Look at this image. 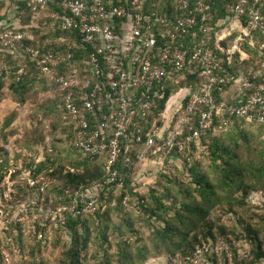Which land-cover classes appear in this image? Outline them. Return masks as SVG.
<instances>
[{"label":"built area","instance_id":"2783aa9c","mask_svg":"<svg viewBox=\"0 0 264 264\" xmlns=\"http://www.w3.org/2000/svg\"><path fill=\"white\" fill-rule=\"evenodd\" d=\"M19 1L27 2L36 15L39 9H55L54 22L42 35L51 36L36 40L22 31ZM154 1L0 0V79L10 72V56L28 61H19L18 81L30 65L34 76L50 78L64 98L63 118L76 122L74 141L79 153L89 160L106 155L108 161L107 179L83 192L68 189L63 199L69 203L55 209L52 199H46V184L37 187L40 179H28L36 192L28 208H22L43 215L40 230L37 226L32 229V236L43 243L48 239L49 221L69 231L71 218L98 211L100 199L96 194L108 196L114 187H123L129 172L117 168L121 157L128 155L122 166L133 172V150L144 142L141 120L148 118L163 99L166 83L183 71L198 74L203 82L184 108L181 105L171 113L164 129L147 135L144 145L153 153L161 152L157 161H150L163 170L171 171L169 156L191 161L197 150V159L209 158V135L220 118H224L225 126L235 119L264 124V82L256 83L227 68L226 61L231 63L235 53L232 50L237 49L242 56L246 53L238 43L232 49L224 47L222 43L231 35H214L208 27L216 0H170L173 8L166 13L150 11ZM224 8L229 15L222 23L234 19L241 23L244 37L253 40L259 35V53L264 56V0H228ZM16 19L19 24H15ZM57 31L63 34L56 36ZM234 86L232 96L225 97ZM157 136L162 139L160 146H156ZM137 159L147 163L142 153ZM14 173L16 169L12 168ZM131 201V197H125L122 204L127 207ZM2 260L13 264L6 252Z\"/></svg>","mask_w":264,"mask_h":264},{"label":"trees","instance_id":"16d2710c","mask_svg":"<svg viewBox=\"0 0 264 264\" xmlns=\"http://www.w3.org/2000/svg\"><path fill=\"white\" fill-rule=\"evenodd\" d=\"M227 1L228 0H216L213 2V17L209 22L208 27L213 29L212 32L214 35L227 25V23H222V21H224L229 15L224 8ZM154 3L156 7L154 6ZM154 3L149 6L148 9L150 11L166 13L173 8V4L170 0H155ZM20 12H23L20 19L21 25H27L22 21L23 19L28 22L30 18H32L31 21L33 22L37 16L36 13L28 7L27 2L24 1L18 2V13L20 14ZM41 12L45 13L47 16L49 14L51 25L54 22L52 16L55 9L49 8L42 10ZM246 22L247 20L243 19L244 25H246ZM57 25L59 26L60 24L57 23ZM29 28H31V26ZM37 31L34 32L35 34H31L36 38V40H44L49 37V35L51 36V34L48 36H41V32L38 31L37 33ZM62 34L63 33L61 31H57L55 33L56 36ZM234 35L232 37H234ZM229 39L222 43V45L226 48H230L233 45V42L229 41ZM241 41L245 42L242 44V50L249 55V59L240 65H234L232 61L230 63L229 60L226 59V67L231 71H236L239 76L241 75L255 81L256 83H263L264 56L259 53V35L256 34L253 40L249 37H243ZM27 42L31 44V42ZM80 52L77 54L78 59L82 58ZM20 60L22 62H28L23 58L14 60L12 56L7 59L10 66V72L5 73L4 76L6 77L0 79V103L6 91L16 94V97L18 98L17 100L22 104L25 103L29 98L32 87H34L37 83H40L45 90L50 91L54 96L48 99L46 98L47 102L45 103L49 104V108L44 107L46 111L45 114H37V111L40 112L43 108L44 104H42L37 105L36 107L34 106V110H32V108H26L24 110V114L21 115L22 117L25 116V118H27V129L32 133L39 134L36 142L33 143L31 140L24 139L17 140V143L16 141H13L12 143V141L8 138H4V140L2 139L0 147V184H3V182L7 179V186H2L0 188V192L3 194L2 198L6 199L7 202H10L8 199L10 196L5 198V191L8 186H12L11 179H15L17 175L21 174L20 171L17 172L18 169L16 167H18L17 163L22 157L20 156L22 150L20 151L17 148V151L14 152L12 147H16L14 142L17 146H19V142L21 141V148L24 149V151L26 150L24 153L26 157L31 160V164L28 165L29 170L27 171L25 183L30 198L36 190L35 188L30 187L28 179H40L41 184L37 187H41L44 183L46 184L47 201L50 199L53 200V197L50 194L55 193L56 197H58L60 201V204H66L69 203V200L62 201V199L66 196L65 192L68 189L73 193L76 191L83 192V190L94 189L99 183L108 178V161L106 155H100L93 160L82 157L77 150L74 141L76 122L73 120H65L63 118L64 113L66 112V106L63 95L60 93L58 86L53 83L50 78L39 79L37 76H34L33 74H35V70L32 65H30V69L27 71V74L21 76L20 81H18L19 76L17 71L20 69ZM256 75H258V77L255 79L254 77H256ZM181 76H185L186 84L184 82L179 90L175 91L174 88L171 87V84L174 80H176V78ZM201 82H203V80L198 74L187 70L183 71L173 80L166 83L163 99L159 101L158 106L152 110L148 118L141 120L144 142L136 145L138 149H140V147H144L148 138L147 135H154L153 131H150L149 129L151 126L150 119L163 115L168 110L170 99L177 93V97L181 94L178 101L182 103L184 108L187 100L198 90V86L201 85ZM236 87L237 86L229 88L226 91L225 97L232 96V92H234ZM35 114L39 116L36 117ZM46 114H48L47 116H49V118L54 119H51L52 124L48 121ZM152 114L153 116L151 117ZM34 120H37L36 124H34ZM223 120L224 118L217 120L216 125L213 127L209 135L211 149V155L209 158H211L212 176L200 171V161L196 158L197 150L193 152L191 161L181 160L177 157V155L173 157L164 156L167 157V163H170L172 166L171 171L174 172L173 164H175V167L177 168H181L183 165L188 169L193 182L195 183L194 190L196 194H194L191 189L180 188L177 195L185 197L177 198L178 196H176V198H174V196H171L170 194L158 196L157 192L152 191V199L156 204L155 207L150 208L147 204V198L145 196L138 197V193L135 192L134 187H136V180L132 177L133 172H130L127 168L122 166L128 155L122 156L117 168L123 173L129 172V176L125 178L123 187H114L111 194L108 196L103 193L96 194V196L100 199L98 211L95 214L85 212L83 213V218H71L68 222V228L70 229L73 238L72 243L74 244L73 248H70L68 253L72 261L71 264H75V261L79 263L77 258L80 255L79 253L81 248L79 246V242L81 240L84 244V248H88L87 229H85L84 233L86 235L79 233V226L84 218H93L94 221L97 220L100 223V229L103 228V231L101 232L102 242H108L109 239L104 229V223L109 221L108 217H106L109 212L104 214L101 212L106 206V202L114 200V195L117 191H121V196L118 199V207L122 208V201L125 197H131L132 201L130 204L133 202V206L138 208V212H140L141 215H145L148 219L155 220L159 223L160 226L158 229L154 230L152 239L153 241L156 240V246L158 248L163 246L167 247V251L171 259L180 255L182 258L186 257V259H188V263L189 261L205 258L208 262L212 261L214 264H217L214 248H216L219 244L218 241H221L226 245L229 244V247L232 244L231 240H229L230 237L228 236V231H225L224 226L220 227V232H218L221 236H223L222 238H219L215 234L214 231L218 228L212 219H208L211 212L215 210L216 205L227 204L229 212L235 213L234 209L236 207L243 209L253 194H264V147L260 150H258V148H254V146L251 147V141L248 139L247 133L241 129V126H258L261 129L264 128V124L235 119L225 126ZM31 122L32 124L29 125ZM11 123L12 122L9 121L7 126H11ZM163 124V122H160L158 126L161 127ZM59 127H61L64 131V135L62 136H65L66 134V138L64 140L67 147L69 146L68 148H66V146H64V148H60V145L63 144L61 143V139H58L56 136ZM164 128L165 126L163 129ZM234 128H237L235 129L237 130L236 137H238L243 144H239V140L233 141V137L229 135L227 138L232 142L230 143V146H224V142L220 140V135L230 133ZM49 138H51V141L48 140ZM155 141L156 146H160L162 143V139H160L159 136L155 137ZM9 147H11L12 150ZM66 153L67 155L68 153L74 154L75 157L73 158L74 164H70L72 168H67L68 170L63 166H59V161L61 159H64V157L66 159L71 158L70 156H64ZM160 153L161 152H152L154 156H158ZM256 153H258V155H256ZM134 158L137 159L136 154H132L133 161ZM158 159L159 158H157V160ZM12 168L16 169V173L11 174ZM158 171L160 170L158 169ZM167 191H169L168 188ZM58 199L56 198V200ZM134 202H136L137 206ZM53 203L54 202L52 201V204ZM7 204L9 206V203ZM237 217V222L239 224L238 227L241 226V229L244 231L243 233L247 239V245H251V249H249L250 253L248 256L239 255L237 250L232 251L234 259L238 262L236 264H263L264 219L259 217L256 220L248 222L243 217ZM42 222L43 220L37 224L38 230H40ZM203 229H205L206 232L202 237H200L198 233ZM234 237L237 238L235 234ZM36 241L43 243L37 239ZM128 247V241L121 238L118 243L119 255L121 256V258L117 260L118 264H125L124 262L127 261L128 254L126 249ZM209 247H213L211 250L212 254L210 253V249L205 251ZM229 249L230 248H228L225 252L229 251ZM198 252H202V254H198ZM225 252H223L224 256ZM133 255L137 256L136 254ZM226 257L228 258L227 253Z\"/></svg>","mask_w":264,"mask_h":264},{"label":"rangeland","instance_id":"374dc122","mask_svg":"<svg viewBox=\"0 0 264 264\" xmlns=\"http://www.w3.org/2000/svg\"><path fill=\"white\" fill-rule=\"evenodd\" d=\"M37 12L39 13L34 19V24L31 23L32 18H30L28 22L25 19L22 21L31 26V28H29V32L34 33L38 30L41 32L42 36L48 33L51 28L49 14L47 16L45 13L41 12L40 9ZM223 30L224 28L216 33L221 35ZM234 34L235 33H233V35ZM232 36L229 37L230 39L227 38L224 41L229 39V41L233 42V45L238 43L242 49V44L245 42L238 41V38L243 36V34L240 32L234 35V37L236 36L235 38ZM232 46L229 49H232ZM232 52H235L231 56L232 63L234 65H240V55L237 52V49H235V51L232 50ZM184 82L186 84L185 76L178 77L174 80V82H172L171 87L174 88L175 91H178ZM177 94L173 97H177ZM52 96L54 95L50 91L45 90L40 83H37L34 87H32L29 98L23 104L17 100L18 98L16 97V94L6 91L0 103V147L2 139L4 140V138H8L12 141V143L13 141H16L17 143V140L24 139L31 140L33 143L36 142L39 134L32 133L27 129V118H25V116L22 117L21 115L24 114V110L26 108H32V110H34V106L36 107L37 105L42 104H44L43 108L40 112L37 111V114H45V108H49V104L45 103L47 102L46 98L48 99ZM180 96H178V99H180ZM37 114H35L36 117L39 116ZM47 115L48 114H46V116ZM170 115L171 111L167 110L163 115L150 119V131L163 129V127L168 124ZM152 116L153 114L151 117ZM47 117L48 121L52 124L51 119H54L49 118V116ZM37 120H34V124L37 123ZM9 121L12 122L11 126H7ZM160 122L164 123L161 127L158 126ZM31 124L32 122L29 123V125ZM235 129L237 128L232 129V132L230 133L220 135V140L224 142V146H230V143L232 142L227 138L229 135L233 137V141L239 140V138L236 137L237 130ZM241 129L247 133L248 139L251 141V147L254 146V148H258V150L263 149L264 128L260 129L258 126H241ZM62 135H64V131L61 127H59L56 136L58 139H61V143L63 144L60 145V148H64V146L68 148L69 146L67 147L64 140L66 138V134L65 136ZM20 142L19 146H17L14 142L16 147H12L14 152L17 151V148L20 151L22 150L20 155L22 157L17 163L18 167H16L18 169L17 172L20 171L21 174L19 173L20 175H17L15 179H11L12 186H8L5 191V198L10 196L8 198L10 202H7L6 199L2 198L3 194L0 192V264H3V252L10 254L13 259V264H71L72 261L68 253L69 249H72L74 244L72 243L73 238L70 229L69 231H63L61 226L56 224V221H49L48 239L45 244L37 242L32 236L33 227L37 226V224L44 219L41 213L31 210L25 211L22 208L23 206L28 208L30 199L29 192L25 185L26 175L24 173L29 170L28 165L31 164V160L26 157L24 153L26 150L24 151V149L21 148ZM239 144H243V142L239 140ZM9 148L11 149V147ZM151 151L152 150H148L145 147H140V149L135 147L132 153L136 155L137 153H142L147 162L145 163V161L142 162L141 160L134 158V171L132 177L136 180V187H134V189L135 192L138 193V197L145 196L147 198L148 206L153 208L156 203L152 199V191L157 192L158 196L170 194L171 196H174V198H176V196H178L177 198L185 197L177 195L180 188L191 189L192 192L196 194L194 190L195 183L193 182L192 176L187 168L183 165L182 167L180 166L181 168H177L175 167V164H173L174 172H170L169 169L163 170L161 166H158L159 164L157 162L150 161H157V158L159 157V155L154 156ZM256 155H258V153H256ZM64 156H70L71 158L68 157L69 159H66L64 157V159L59 161V166H63L66 169L72 168L70 164H74V154L68 153L67 155L66 153ZM198 159L200 161V171L212 176L211 158L201 156V158ZM158 169L160 171H158ZM6 182L7 179L3 182V184H0V188L2 186H7ZM167 188L169 191H167ZM50 195L53 197L52 201L54 202L51 207L55 209L60 205V201L58 197H56L55 193ZM120 196L121 191H117L114 195V200L106 202V206L101 212L102 214L109 212V214L106 215L109 221L104 223V229L109 239L107 243L102 242L101 232L103 231V228L100 229V223L97 220L94 221L93 218H84L81 222V225L79 226V233L84 234L85 229H87L88 248H84L82 240L80 241L81 243L79 242V246L81 248L79 253L80 255L77 258L79 263L75 261V264H118L117 260L121 258L119 255L118 243L121 238L127 240L129 243V247L126 249L128 259L124 262L125 264H214L212 261L208 262L205 258L189 261L188 263V259H186V257L182 258L180 255L171 259L168 254L167 247L163 246L158 248L156 246V240L153 241L152 239L154 230L158 229L160 226L159 223L155 220L148 219L145 215H141L140 212H138V208L133 206V202L127 207L123 206V204L122 208L118 207V199ZM56 198L58 200H56ZM63 200L64 199H62V201ZM7 203H9V206ZM134 204L137 206L136 202H134ZM21 209L23 212L20 211ZM234 212L235 213L229 212L227 204H221L216 205L215 210L211 212L208 217V219H212L214 221L218 228L214 231L215 234L219 238H222L223 236H221L218 232H220L219 228L224 226L225 231H228V236L230 237L229 240H231L232 244L229 247V244L226 245L225 243L218 241L219 244L216 248H214L217 264L238 263L237 260L234 259V254L232 252L234 250H237L241 256H248L251 245H247L248 243L243 233L244 231L241 229V226L238 227L239 224L237 222V216L245 218L248 222L256 220L259 217L264 219V194H253L243 209L236 207ZM205 232L206 230L203 229L199 231L198 235L202 237ZM234 234L237 238L234 237ZM222 244H224L223 249H221L223 246ZM227 247L230 249L225 252L228 250ZM212 248L213 247L207 248L208 250L210 249L211 254ZM223 252H225V256L223 255ZM226 253L228 258L226 257ZM133 254H136L137 256Z\"/></svg>","mask_w":264,"mask_h":264},{"label":"crops","instance_id":"0c3cea01","mask_svg":"<svg viewBox=\"0 0 264 264\" xmlns=\"http://www.w3.org/2000/svg\"><path fill=\"white\" fill-rule=\"evenodd\" d=\"M11 1H15V0H11ZM2 14H5L6 12L5 11H2L1 12ZM10 18H11V16H9ZM19 24V19H16L15 20V24ZM32 24H34V21L33 22H31ZM227 23V25H225V27H224V30H223V32H222V34H227L228 36L229 35H233V33H240L241 32V30H242V26H241V23L240 22H238V21H236V20H230V21H228V22H226ZM21 24H19V26H20ZM22 26V31L23 32H25V33H27V34H32L33 32H29V24H27V25H21ZM28 29V30H27ZM27 30V31H26ZM234 47H238V45L237 44H234L233 45ZM232 46V47H233ZM242 50V49H241ZM243 51V50H242ZM243 52H245V51H243ZM246 53V52H245ZM244 54V53H243ZM239 55H240V60H243V62L244 61H246V60H248L249 59V55H247V53H246V56H242V54H240L239 53ZM248 58V59H247ZM242 62V63H243ZM181 105H182V103H180V101H178V97H172V99H170V101H169V105H168V110H170L171 111V113L172 112H176V110H178L179 109V107H181ZM144 178V177H143Z\"/></svg>","mask_w":264,"mask_h":264}]
</instances>
